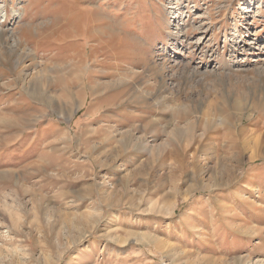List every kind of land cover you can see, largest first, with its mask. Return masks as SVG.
<instances>
[{
  "label": "rangeland",
  "instance_id": "obj_1",
  "mask_svg": "<svg viewBox=\"0 0 264 264\" xmlns=\"http://www.w3.org/2000/svg\"><path fill=\"white\" fill-rule=\"evenodd\" d=\"M174 2L0 0V264H264V0Z\"/></svg>",
  "mask_w": 264,
  "mask_h": 264
},
{
  "label": "bare ground",
  "instance_id": "obj_2",
  "mask_svg": "<svg viewBox=\"0 0 264 264\" xmlns=\"http://www.w3.org/2000/svg\"><path fill=\"white\" fill-rule=\"evenodd\" d=\"M89 1V0H88ZM79 2V1H78ZM90 3V2H89ZM175 6L174 8H171V14L172 15H175V14H179L181 12V9H182V6H183V0H175ZM92 4V3H91ZM116 6V5H115ZM115 6H113V12L116 13V8ZM74 10V9H73ZM110 10V9H109ZM138 10V9H137ZM68 12V11H67ZM70 12V11H69ZM73 12V11H72ZM97 11L96 10H92L91 15H88V11H84L82 13H78V12H74V13H71L70 15H66L64 16L65 18H63L64 20V27H67V30L61 35V38L62 39H65V40H72L71 45L69 48L70 49H76L79 44L83 45L84 43H88V42H91V41H96L98 46H96L95 48L99 47V46H102V45H105L106 47L109 46V43L110 42V39L109 41H102L104 39V36L107 34V30H110V35L111 37L113 38H117V35H120L121 33L119 32H116V30L118 31V27H116V29H113V28H108L107 29H100L99 31L95 28V27H98L99 26V23H100V20L98 18V16H96V13ZM112 13V12H110ZM12 17L14 18L15 21H18V23L22 20L23 18V12L21 11H18V10H12ZM119 14V13H118ZM6 12H4V10L2 8H0V21L4 18H6ZM117 15V14H116ZM113 16V15H112ZM111 16V17H112ZM115 16V15H114ZM180 18V17H179ZM89 19V20H88ZM127 19V18H126ZM130 20V19H129ZM128 20V21H129ZM66 21V22H65ZM133 21V20H132ZM118 25V24H117ZM116 26V25H115ZM180 26V25H179ZM63 27V25H62ZM68 27L74 29V27L76 28L77 27V30H68ZM177 28V27H176ZM179 28V27H178ZM180 29V28H179ZM127 30V29H126ZM35 31V30H34ZM89 31V34L87 33ZM120 32H122V28L121 30H119ZM38 32V31H37ZM81 32V33H79ZM10 34V36H8V39L11 40V42H13L14 45L16 46H19L18 44L21 43L20 41V38L17 37V35L15 34V29L13 28L12 30H9L8 32ZM0 35H1V31H0ZM75 35V36H74ZM71 37V38H69ZM120 37V36H118ZM141 39H142V36H139ZM173 38H175V40H178L180 37H179V34L177 33L175 36H173ZM107 39V38H106ZM144 40V39H143ZM93 47V46H92ZM94 48V49H95ZM74 49V50H75ZM73 50V51H74ZM12 52V50H11ZM87 53V52H86ZM29 57V56H28ZM74 57H76L75 61H80L81 60V56H80V53L79 51L75 53V56H73V59ZM66 59V58H65ZM69 59V58H68ZM73 61V60H72ZM74 61V62H75ZM87 61V60H86ZM22 62V61H21ZM77 63V62H76ZM69 67V66H68ZM87 67V66H86ZM85 67V69H86ZM50 69V68H49ZM49 69L46 67L43 69L41 75H39L38 79H36L35 83L33 85H30V88H29V92L33 93V94H37L38 96H41V94L43 93V90H44V85L48 82V78H47V74ZM47 70V72H46ZM74 70V72L77 73V75L80 77L82 71H79L78 68L77 69H72ZM75 75V74H74ZM76 75V79L79 77ZM81 78V77H80ZM31 80V79H30ZM86 80V79H85ZM87 81V80H86ZM25 82V81H24ZM58 83V82H57ZM44 84V85H43ZM49 84V83H48ZM72 81L71 80H67V83H65L62 88L60 89L61 92L63 93L62 95L65 97H68V95H70V90L72 88ZM29 85V84H28ZM115 85V84H114ZM46 88V87H45ZM24 89V88H23ZM90 89V88H89ZM107 89V88H106ZM46 90V89H45ZM106 91V90H105ZM28 92V93H29ZM75 96V95H74ZM55 97V96H54ZM54 99V98H53ZM70 99V98H69ZM57 101V100H56ZM69 102V101H68ZM67 102V103H68ZM65 104V103H64ZM48 105V104H46ZM70 105V104H69ZM79 108V107H78ZM62 109V108H61ZM61 111V110H60ZM127 135H130V133L128 132ZM258 141V140H256ZM257 143V142H255ZM259 143V142H258ZM262 145V144H261ZM256 159V156H255V153L251 154L250 156V160L253 161ZM258 161V160H257ZM241 260H237V263H240Z\"/></svg>",
  "mask_w": 264,
  "mask_h": 264
}]
</instances>
